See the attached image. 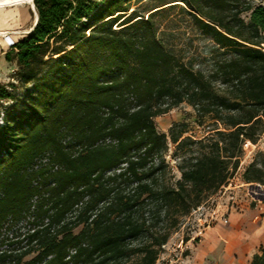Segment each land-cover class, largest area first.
Segmentation results:
<instances>
[{
  "label": "trees",
  "instance_id": "obj_1",
  "mask_svg": "<svg viewBox=\"0 0 264 264\" xmlns=\"http://www.w3.org/2000/svg\"><path fill=\"white\" fill-rule=\"evenodd\" d=\"M34 1L37 23L6 52L18 81L0 82V260L156 264L182 217L227 184L245 140L264 131V5L180 0L215 52L231 48L207 72L159 36L164 4L141 13L124 0ZM184 101L225 129L208 141L183 136L186 122L159 130L155 117ZM170 141L199 143L179 178ZM244 179L263 181L264 168L251 162ZM260 248L249 264H264Z\"/></svg>",
  "mask_w": 264,
  "mask_h": 264
},
{
  "label": "rangeland",
  "instance_id": "obj_2",
  "mask_svg": "<svg viewBox=\"0 0 264 264\" xmlns=\"http://www.w3.org/2000/svg\"><path fill=\"white\" fill-rule=\"evenodd\" d=\"M248 1L257 5L259 3L264 5V0ZM160 4H164L160 7H166L160 9L155 16V20L160 29L159 36L178 46H183V54L186 58L189 56L194 57L196 67L200 66L205 71L207 70V72L211 70L214 60L221 53L214 51L216 41L213 35L202 31L200 25L192 18V15L184 9L186 5L183 2L180 0H124L122 8L132 6L137 8L139 12L146 13L149 9ZM243 15L246 19H249L250 12H245ZM27 31L28 29L24 33L27 34ZM221 52H223L221 56L228 57L231 54V48L228 47ZM15 66V61L12 66L4 65L3 63L0 64V71L4 72L6 76L5 81H2L3 83H8L12 80L14 82L18 81L15 74L17 66ZM3 104V101H0V110H2ZM155 121L158 129L165 132H169L170 127L175 122H186V131L183 136H191L196 140L205 139L208 141L214 135L218 137L216 135L217 127L225 129L223 124L218 123L211 114L199 116L194 106L186 101L168 112L156 116ZM253 143L256 146L248 149L244 148L239 166L227 184L204 198L200 205L182 217L177 230H174L169 241L162 246L156 264H198L197 258H200L202 252V249H200L202 241L199 235L202 234L206 226L212 225L217 221V216L220 212V216L228 217L229 211L233 206L238 207L242 203H248L255 207L264 201V180L246 181L244 179V172L251 162L257 161L264 168V131ZM198 146L199 143L194 142L187 143L181 148H176L175 143L169 142L170 149L166 154V160L171 164L170 166L172 167L175 178L181 176L177 164L182 161V155H189L191 152L190 149H195ZM170 174L169 172L166 174L167 178L170 177ZM233 210L236 209L233 208ZM25 224L26 222L24 220L17 223L13 228L14 232L17 230L25 231L27 228ZM80 228H77L76 231ZM11 233L4 229V234H10L9 236H12ZM35 253L32 252L26 255L23 260L31 258ZM138 261L139 257L134 255L122 264H139ZM0 264L13 263L11 261L0 260Z\"/></svg>",
  "mask_w": 264,
  "mask_h": 264
},
{
  "label": "crops",
  "instance_id": "obj_3",
  "mask_svg": "<svg viewBox=\"0 0 264 264\" xmlns=\"http://www.w3.org/2000/svg\"><path fill=\"white\" fill-rule=\"evenodd\" d=\"M0 1V31L10 32L11 37L18 41L36 21L38 13L35 1ZM8 50V42L2 36L0 64L12 66L13 60L6 58ZM5 77V73L0 71V82L5 81ZM233 208L229 211L227 221L220 216V212L217 221L206 226L199 235L202 252L200 258H197L198 264H249L254 254L261 249L264 244V201L255 207L242 203Z\"/></svg>",
  "mask_w": 264,
  "mask_h": 264
},
{
  "label": "built area",
  "instance_id": "obj_4",
  "mask_svg": "<svg viewBox=\"0 0 264 264\" xmlns=\"http://www.w3.org/2000/svg\"><path fill=\"white\" fill-rule=\"evenodd\" d=\"M1 35H3V37L7 40V42H8V47H9V48L13 47V45H14L15 42H16V40L13 39V38L11 37L10 33H3V34H1ZM1 35H0V36H1ZM243 146H244L245 149H248V148H252L253 146H256V144H254L253 141H251L250 139H247V140H245ZM47 159H48V158H45V160H47ZM55 167L58 168V165H55ZM224 186H225V185H224ZM37 198H38V195H35L34 198H33V200L36 201ZM33 207H34V206H33ZM224 220L227 221V220H228V217H227V216L224 217ZM5 230H6V228H5ZM11 235H12V233H11Z\"/></svg>",
  "mask_w": 264,
  "mask_h": 264
},
{
  "label": "bare ground",
  "instance_id": "obj_5",
  "mask_svg": "<svg viewBox=\"0 0 264 264\" xmlns=\"http://www.w3.org/2000/svg\"><path fill=\"white\" fill-rule=\"evenodd\" d=\"M4 1H8V0H4ZM27 1V0H26ZM0 2H2V1H0ZM5 4V3H4ZM36 22V21H35ZM34 26H35V23H33L32 25H31V27L30 28H28V31L27 32H30V31H32L33 30V28H34ZM1 34H3V32H1L0 31V35Z\"/></svg>",
  "mask_w": 264,
  "mask_h": 264
},
{
  "label": "water",
  "instance_id": "obj_6",
  "mask_svg": "<svg viewBox=\"0 0 264 264\" xmlns=\"http://www.w3.org/2000/svg\"><path fill=\"white\" fill-rule=\"evenodd\" d=\"M37 20H38V14H37V16H36V22H35V24L37 23Z\"/></svg>",
  "mask_w": 264,
  "mask_h": 264
}]
</instances>
